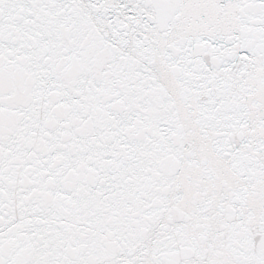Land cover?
Listing matches in <instances>:
<instances>
[{"label":"snow or ice","instance_id":"snow-or-ice-1","mask_svg":"<svg viewBox=\"0 0 264 264\" xmlns=\"http://www.w3.org/2000/svg\"><path fill=\"white\" fill-rule=\"evenodd\" d=\"M0 264H264V0H0Z\"/></svg>","mask_w":264,"mask_h":264}]
</instances>
